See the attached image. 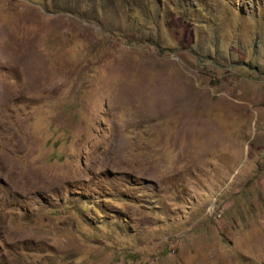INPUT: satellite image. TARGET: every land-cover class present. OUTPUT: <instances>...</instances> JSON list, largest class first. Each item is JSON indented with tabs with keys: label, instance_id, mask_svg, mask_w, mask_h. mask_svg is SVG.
<instances>
[{
	"label": "rangeland",
	"instance_id": "1",
	"mask_svg": "<svg viewBox=\"0 0 264 264\" xmlns=\"http://www.w3.org/2000/svg\"><path fill=\"white\" fill-rule=\"evenodd\" d=\"M0 264H264V0H0Z\"/></svg>",
	"mask_w": 264,
	"mask_h": 264
},
{
	"label": "bare ground",
	"instance_id": "2",
	"mask_svg": "<svg viewBox=\"0 0 264 264\" xmlns=\"http://www.w3.org/2000/svg\"><path fill=\"white\" fill-rule=\"evenodd\" d=\"M31 174V173H30Z\"/></svg>",
	"mask_w": 264,
	"mask_h": 264
}]
</instances>
